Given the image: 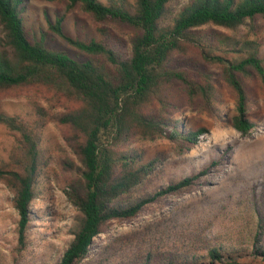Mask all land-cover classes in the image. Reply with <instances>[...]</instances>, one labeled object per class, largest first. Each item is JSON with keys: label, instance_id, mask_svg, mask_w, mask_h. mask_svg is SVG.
<instances>
[{"label": "trees", "instance_id": "16d2710c", "mask_svg": "<svg viewBox=\"0 0 264 264\" xmlns=\"http://www.w3.org/2000/svg\"><path fill=\"white\" fill-rule=\"evenodd\" d=\"M68 1V10L78 6L88 13L103 37L82 40L64 30L63 18L49 20V29L81 57L49 47L43 37L31 39L23 19L26 0H0V124L18 134L9 158L0 161V182L12 195L18 248L25 249L39 180L53 160L50 174L74 206L65 230L72 238L57 264H85L95 238L113 220L134 219L147 204L189 188L220 163L214 154L208 166L123 201L169 157L161 151L147 159V142H167L183 155L208 132L189 126L187 112L215 114L221 82L213 67L234 97L231 124L251 135L256 123L248 115L246 83L256 75L264 85L261 42L251 37L264 0H189L174 14L176 0ZM246 25L251 33L239 34ZM110 26L129 36L122 48L109 42ZM22 96L34 105V126L1 109L2 100ZM48 123L60 131L62 154H47L42 145ZM262 221L250 252L241 244L210 242L201 231L182 247L175 244V251L162 253L160 246L130 264H264Z\"/></svg>", "mask_w": 264, "mask_h": 264}, {"label": "rangeland", "instance_id": "374dc122", "mask_svg": "<svg viewBox=\"0 0 264 264\" xmlns=\"http://www.w3.org/2000/svg\"><path fill=\"white\" fill-rule=\"evenodd\" d=\"M188 1L176 0L171 14ZM68 3V0H26L23 19L32 33L31 39L43 37L49 47L66 49L72 56L81 57L77 48L49 29V20L54 23L63 18L64 30L82 40L103 37L88 13L78 6L69 11ZM251 26H243L239 34L251 33ZM252 30L251 37H258L260 55L264 57V16L255 18ZM110 33L112 39L109 42L116 48H122L129 38L127 34H119L113 26H110ZM212 70L221 82L215 114L187 112L189 126H205L208 132L201 135L196 147L183 155H176L167 142H147V159L161 151L167 152L169 157L158 173L123 201L146 196L171 179L208 166L214 154L220 155V163L189 188L147 204L134 219L113 220L108 229L95 238L85 264H130L136 255L150 249L157 251L160 246L162 253L175 251V244L182 247L188 238L201 231L210 242L226 246L241 244L250 252L260 217L264 246V85L256 75L246 83L250 101L248 115L256 126L250 136H244L230 122L236 113L234 97L222 83L218 69L213 67ZM1 109L18 115L30 126L38 119L34 105L24 96L2 100ZM17 137L18 134L0 124V161L9 158ZM41 141L49 150L47 154L54 156L65 147L60 131L53 123L44 126ZM55 166L51 160L39 180V195L32 205L36 217L29 230V244L22 250L18 248L15 232L19 215L12 206L10 191L0 182V264H57L72 238L65 230L74 206L50 174ZM181 235H185L184 240Z\"/></svg>", "mask_w": 264, "mask_h": 264}]
</instances>
